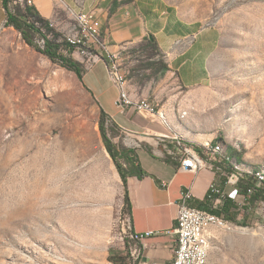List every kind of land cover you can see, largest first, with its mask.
Listing matches in <instances>:
<instances>
[{
    "label": "rangeland",
    "instance_id": "obj_1",
    "mask_svg": "<svg viewBox=\"0 0 264 264\" xmlns=\"http://www.w3.org/2000/svg\"><path fill=\"white\" fill-rule=\"evenodd\" d=\"M160 1L197 28L218 31L210 78L186 89L140 43L118 56L127 85L168 121L162 110L172 92L179 132L204 142L222 137L243 169L264 168V0ZM112 81L104 102L117 106ZM84 84L5 27L0 0V264H115L126 252L124 187L99 131L100 107ZM234 225L214 229L208 264H264V205L251 227Z\"/></svg>",
    "mask_w": 264,
    "mask_h": 264
},
{
    "label": "crops",
    "instance_id": "obj_2",
    "mask_svg": "<svg viewBox=\"0 0 264 264\" xmlns=\"http://www.w3.org/2000/svg\"><path fill=\"white\" fill-rule=\"evenodd\" d=\"M33 6L61 34L67 32L73 24L68 9L91 12L101 20L106 31L107 50L101 51L100 59L93 60L89 65L87 62H90V58L87 61V56L76 52L74 57L86 65V90L100 110L120 129L121 134L133 138L131 149L144 171L149 174L143 179H128L131 210L127 221L129 234H152L141 241H133L129 237L126 252L122 254H129L127 264H171L175 258L176 242L172 231L176 226L177 202L181 193L190 189L194 194L192 206L197 207V202L208 199L211 185L221 183L222 178L210 170H202L197 174L184 172L179 169V163L154 156L150 144L138 146V140L150 141L144 137L147 131L150 134H165L169 130L134 109L123 113L118 106L104 102L114 86L109 74L110 64L103 58L111 63L109 53H112L118 62L121 51L153 36L170 74L176 76L184 88L200 89L207 85L210 78L209 59L218 46V31L197 28L195 23L186 22L169 7H164L160 0H33ZM127 92L131 98L139 99L133 85H127ZM167 94L169 100L162 111L167 114L172 129L179 132L180 125L170 110L174 94ZM157 97L163 99L161 95ZM179 133L195 145L213 141L204 142L186 131ZM143 154L152 157L154 165L147 167Z\"/></svg>",
    "mask_w": 264,
    "mask_h": 264
},
{
    "label": "trees",
    "instance_id": "obj_3",
    "mask_svg": "<svg viewBox=\"0 0 264 264\" xmlns=\"http://www.w3.org/2000/svg\"><path fill=\"white\" fill-rule=\"evenodd\" d=\"M1 5L4 11L5 27L13 28L30 48L45 56L53 64L73 72L84 84L87 68L85 63L78 61L74 57L77 47L68 44L64 40L63 34L50 27V22L43 18L34 6H30L27 3L14 5L12 0H1ZM42 41L44 42L43 44H41ZM142 43L146 47L148 58L153 61L154 65L162 64L163 66L159 70H167L168 66L163 59L156 39L150 36ZM103 60L110 64L105 58ZM109 128L112 129L111 132L114 135L110 134ZM99 131L123 183L125 191L123 212L128 215L131 210L128 179L131 177L143 179L148 177L149 174L142 168L135 152L121 145L117 134L125 135L121 134L120 129L108 118V115L103 110H101L100 114ZM188 142L193 146L195 145L191 141ZM213 142L220 144L225 149V153L233 160L232 163H228L221 159L222 163H226L223 166L224 170L227 173H233L235 176L241 177L238 184L239 192L237 198L233 200L227 197L217 210H213V214L223 217L236 225L239 224L241 227H251L252 216H254L257 207L264 205V179H260L258 176V174H261L264 177V168L246 167L243 169L245 165H243L239 152L234 148H227L222 137L216 138ZM194 147L200 151L198 145ZM258 182L261 183L260 186H258ZM206 199L197 202L196 206L205 209ZM239 217H243V221L239 222ZM129 258V254H121L117 259L112 258V261L115 264H127Z\"/></svg>",
    "mask_w": 264,
    "mask_h": 264
},
{
    "label": "built area",
    "instance_id": "obj_4",
    "mask_svg": "<svg viewBox=\"0 0 264 264\" xmlns=\"http://www.w3.org/2000/svg\"><path fill=\"white\" fill-rule=\"evenodd\" d=\"M12 3L14 5H24L27 3L33 6V0H12ZM68 13L71 16L73 24L63 34L64 40L68 44L77 47L78 54L84 56L87 53L90 54L91 63L93 60L100 59V52L107 50V44L105 43L106 31L103 28L101 20L91 12H75L72 9H68ZM50 27L54 28V24L50 23ZM43 43L42 41L41 44ZM109 56L111 58L109 74H116L117 79H119V86L117 87L120 90V96L117 106L123 113L128 109H134L137 113L143 114L163 126L159 117V109L155 102L146 98L134 99L130 97L127 92L128 82L126 76L120 70L117 57L112 53H109ZM163 127L168 131L165 126ZM144 137L149 138L150 141L138 140L139 147L143 143L150 144L153 148L152 154L154 156L179 163V169L182 171L197 174L202 170H210L219 174L222 178L221 183L211 185L205 209L192 206L194 194L190 189L183 191L177 202L178 209H185L187 220L176 218V226L172 231V234L176 237L174 247L175 258L171 264H192V261H184V253H192V259H198L196 247L199 243L194 242L193 239H187L189 226L200 224V219H197L198 211L207 210L213 213V210H217L227 197L235 200L238 196V184L241 177L234 176L233 173H227L223 167L226 163H222L219 156L214 151H211V148H200L199 151L189 144L181 143L179 139L169 132L165 134H150L147 131ZM124 140L129 144H133V138L131 137L124 136ZM260 185L261 183L258 182V186ZM151 234L148 233L146 236H143L130 233L129 237L133 241H141L145 237L151 236ZM209 235L211 238H214L212 234Z\"/></svg>",
    "mask_w": 264,
    "mask_h": 264
},
{
    "label": "bare ground",
    "instance_id": "obj_5",
    "mask_svg": "<svg viewBox=\"0 0 264 264\" xmlns=\"http://www.w3.org/2000/svg\"><path fill=\"white\" fill-rule=\"evenodd\" d=\"M110 75L112 76L116 85L119 86V79H117L116 74H110ZM185 116H186V112H184L181 115V118L183 119ZM159 117H160V121L169 130L171 135L179 139L181 143L189 144L193 146L182 135L173 131L171 124L165 115L160 114L159 112ZM206 145L208 146L202 144V145H198V147L203 149L211 148V151H214L223 161L228 163L233 162L231 157H229L225 153V149L220 144L218 143L212 144V142H208V144ZM258 176L260 179H264V177L261 174H258ZM177 219L187 220V213L185 212V209H178ZM197 219H200V224H195V226H189V232H187V239H193L194 242L199 243V245L196 247V256L198 257V259H192V253H184V261H192V264H208L210 248H211L212 240L214 239L211 238L209 234H212V231L214 232V229H220L226 232H231L234 231L236 228L233 223L227 221L223 217H219L206 210L198 211Z\"/></svg>",
    "mask_w": 264,
    "mask_h": 264
}]
</instances>
